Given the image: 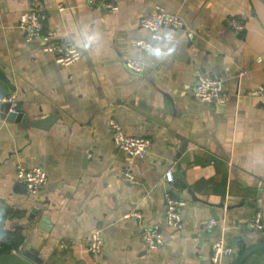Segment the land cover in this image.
I'll list each match as a JSON object with an SVG mask.
<instances>
[{
    "label": "crops",
    "instance_id": "1",
    "mask_svg": "<svg viewBox=\"0 0 264 264\" xmlns=\"http://www.w3.org/2000/svg\"><path fill=\"white\" fill-rule=\"evenodd\" d=\"M41 1L47 27L82 56L57 63L18 27L30 1L0 0V95H14L26 117L4 118L0 103V231L22 234L15 252L33 250L44 264H213L220 240L235 253L222 264H234L264 244V100L250 94L264 85V0H114L115 11ZM156 5L185 28L164 29L175 38L139 50L133 44L150 39L142 24ZM228 18L245 30L235 32ZM127 59L144 71L128 69ZM201 74L223 80L227 105L196 100ZM50 116L57 119L48 128L30 125ZM111 119L151 140L145 158L115 146ZM19 165L47 171L37 194L17 182ZM168 195L186 203L181 230L167 226ZM257 214L261 230L249 226ZM154 225L164 246L150 252L141 233ZM95 231L104 240L97 256L88 248ZM242 264H264V249Z\"/></svg>",
    "mask_w": 264,
    "mask_h": 264
},
{
    "label": "built area",
    "instance_id": "2",
    "mask_svg": "<svg viewBox=\"0 0 264 264\" xmlns=\"http://www.w3.org/2000/svg\"><path fill=\"white\" fill-rule=\"evenodd\" d=\"M29 10L22 13L19 17L18 27L23 32L27 42L39 41L42 44V50L45 53L55 55L57 63L63 66H69L81 59V51L71 42L70 39L60 40L56 31L47 27V15L43 11L41 0H29ZM91 6H100L104 9L115 11L118 9L114 0H88ZM226 24L235 32L245 30V24L236 19H226ZM143 28L150 32V39H140L134 42V47L139 50L149 51L158 44L171 41L175 38L171 31L165 32L164 29H184L183 20L176 14L168 12L161 5L154 6L148 17L142 24ZM258 63L264 65V56L258 57ZM126 66L133 72L142 73L144 64L134 59H127ZM250 94L264 100V85H259ZM194 95L197 101L201 103H215L220 106L227 105L229 94L225 89L224 82L219 77H213L206 74L198 76ZM16 97L14 95H0V103L14 104ZM12 112L18 114L20 110L17 107L11 109ZM113 142L115 146L136 158H145L152 145L149 138L142 136H130L124 128L115 119L109 122ZM124 176L128 181H134L135 177L131 172H124ZM17 182L23 185L29 194H37L48 182V173L40 167L28 168L19 165L16 172ZM165 180L173 183L175 180L174 172L169 170L165 173ZM185 201L178 200L168 195L167 197V226L173 230H181L183 228V216L181 208L185 206ZM128 214L127 216H131ZM138 216V215H137ZM215 221L210 220L209 225L212 226ZM250 228L263 229L262 217L260 214L255 215L251 219ZM142 241L145 249L150 252L158 251L164 246V237L158 225L145 227L141 233ZM88 248L93 255H100L103 251L104 240L100 231H95L88 241ZM234 250L226 246L224 241H215L212 245V262L213 264H222L227 257H233Z\"/></svg>",
    "mask_w": 264,
    "mask_h": 264
},
{
    "label": "water",
    "instance_id": "3",
    "mask_svg": "<svg viewBox=\"0 0 264 264\" xmlns=\"http://www.w3.org/2000/svg\"><path fill=\"white\" fill-rule=\"evenodd\" d=\"M3 107L5 110L4 118L19 123L26 119L24 114L21 112L16 114L11 111V109L14 107V104L4 103ZM56 119L57 116H50L47 119L31 122L30 125L32 127L45 129L48 128L54 121H56ZM43 222L48 223V219L44 218ZM258 249H264V244L248 249L234 262V264H242L253 252ZM0 264H44V261L38 257V255L33 250H20L18 252L13 251L11 253L1 255Z\"/></svg>",
    "mask_w": 264,
    "mask_h": 264
},
{
    "label": "trees",
    "instance_id": "4",
    "mask_svg": "<svg viewBox=\"0 0 264 264\" xmlns=\"http://www.w3.org/2000/svg\"><path fill=\"white\" fill-rule=\"evenodd\" d=\"M0 233L4 234L3 231H0ZM4 235L5 237H3L0 244V256L18 250L24 243V237L20 232H16L14 235L10 233Z\"/></svg>",
    "mask_w": 264,
    "mask_h": 264
}]
</instances>
